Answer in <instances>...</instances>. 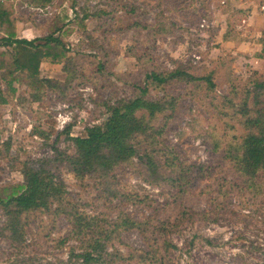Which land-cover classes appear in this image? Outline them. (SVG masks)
I'll return each instance as SVG.
<instances>
[{"label":"rangeland","instance_id":"1","mask_svg":"<svg viewBox=\"0 0 264 264\" xmlns=\"http://www.w3.org/2000/svg\"><path fill=\"white\" fill-rule=\"evenodd\" d=\"M8 2L20 37L56 34L71 47L77 78L65 86L63 66L50 62L42 77L63 83L59 89L25 78L9 87L0 75V100L8 101L0 104V197L26 182L25 163L48 160L64 184V202L111 222L127 216L139 224L121 230L116 242L136 259L116 264H160L161 257L164 264H264V173L252 185L239 169L246 134L240 106L248 99L255 109L256 84H264V62L262 76L248 63L256 53L252 39L264 27V0H52L44 8L33 0ZM174 70L212 76L216 84L213 91L184 81L150 87L153 100H177L155 123L163 130L157 158L168 175L166 158L177 160L174 184H149L138 159L107 176L76 175L67 160L75 155L69 135L87 136L108 119V106L138 97L133 85H144L147 73ZM260 100L264 106V90ZM58 205L24 216L23 247L0 237V264H84L68 218L53 213ZM175 220L164 238L158 229ZM165 242L175 248L166 250Z\"/></svg>","mask_w":264,"mask_h":264},{"label":"trees","instance_id":"2","mask_svg":"<svg viewBox=\"0 0 264 264\" xmlns=\"http://www.w3.org/2000/svg\"><path fill=\"white\" fill-rule=\"evenodd\" d=\"M33 3L36 7L44 8L50 5L52 0H33ZM88 17L85 15L84 19ZM79 26L83 30L86 29L83 21ZM262 35L264 37V30ZM256 42L262 45L263 49L254 57L264 60V38ZM0 48L5 49L0 53V75L9 87L25 78L28 85L42 83L51 89H59L64 85L63 83L42 77V65L46 62L63 66V71L69 76L65 86L70 85L77 78L72 49L56 34L34 40L18 38L13 5L7 0L0 3ZM254 74L262 76L257 72ZM174 81L206 85L210 91H213L216 85L212 76L197 77L184 70L147 73L144 85H133L138 97L121 99L117 106H108V119L102 125L89 127L87 136L70 137L69 135L75 147V155L67 157L73 172L80 176L91 172H99L101 176H107L116 167L130 165L138 159L147 173L149 184L173 185L175 180L170 174L176 172L174 167L177 166L175 163L177 160L173 157L170 162V159L166 158V165L169 164L171 168L168 175L164 171V165L157 158V153L161 151L159 147L163 130L156 127L155 123L160 115L175 109L177 100L175 98L153 100L148 94L151 86L159 89ZM256 88L259 90L254 95L255 109L249 107L248 99L240 106L241 123L245 127L246 134L241 138L239 169L252 185L264 173V106L260 100L264 84H256ZM251 92L253 93L249 91L248 95ZM0 104L6 105L8 101L1 99ZM140 111L145 113L139 115ZM69 132L70 128L68 134ZM168 152H164V155L173 154ZM25 168L26 182L6 188V196L0 197V206L5 216V223L0 226V237L11 247H23L26 241L25 215L39 211L51 213L54 204L59 203L53 213H61L68 218L71 237L79 241L83 247L81 258L84 264H116L119 260L125 262L136 259L134 253L126 258L116 249V242H121V230L138 228L137 221L123 216L111 222L81 211L78 205L71 206L68 202H64L66 194L64 184L55 181L54 175L48 169V160L25 163ZM167 223V226L163 224L158 229L164 238L170 234L171 227L174 228L179 224L177 220ZM163 247L166 250L175 248L168 242H165ZM158 261L164 264L165 258L161 257Z\"/></svg>","mask_w":264,"mask_h":264},{"label":"crops","instance_id":"3","mask_svg":"<svg viewBox=\"0 0 264 264\" xmlns=\"http://www.w3.org/2000/svg\"><path fill=\"white\" fill-rule=\"evenodd\" d=\"M7 1H11V2H12V0H7ZM35 7H36V6H35ZM38 8H39V7H38ZM263 30H264V27H262V30H261L260 34H259V35H256V36H255V39H252L253 42H251V44L253 43L254 47L256 48V53H260V52L262 51V49H263L262 45H260V44H258V43L256 42V40H258V39H260V38H264L263 35H262ZM17 36H18V38H20V39L25 38V37H20V36H19V24H17ZM56 36H57V35H56ZM57 37H58V36H57ZM26 39H28V38H26ZM37 39H38V38H37ZM28 40H31V39H28ZM32 40H33V39H32ZM242 43L244 44V43H246V42H242ZM0 49H1V48H0ZM256 53H255V54H256ZM248 59H249V60H248L249 66L252 67V70H253L254 72H257V73H259L260 75H262L263 72H262L261 69H259L260 67H258V66L260 65V63H263L264 60H262V59H257V58L254 57V55H250V57H248ZM44 64H46V63H44ZM44 64H43V65H44ZM253 64H254V67H253ZM43 65H42V68H43ZM50 65H53V64L50 63ZM57 66H59V65H57Z\"/></svg>","mask_w":264,"mask_h":264}]
</instances>
